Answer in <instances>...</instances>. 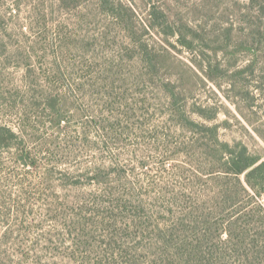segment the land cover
Segmentation results:
<instances>
[{
    "label": "trees",
    "instance_id": "trees-1",
    "mask_svg": "<svg viewBox=\"0 0 264 264\" xmlns=\"http://www.w3.org/2000/svg\"><path fill=\"white\" fill-rule=\"evenodd\" d=\"M240 14L248 24L242 39L233 26L219 31L155 8L145 19L109 14L120 27L114 34L73 35L38 14L22 27L25 41L17 47L0 32V157L11 152L38 168L29 143L44 137H36L39 130L81 138L83 172L69 169L64 178L74 194L60 199L55 228L36 234V246L44 240L46 251L55 249L52 264H264V153L224 140L220 130L230 123L218 116L227 111L194 95L199 86L216 94L215 85L250 124L237 99L253 114L260 95L264 108V0H249ZM151 31L168 45L151 46L144 38ZM170 37L192 54L191 64L176 57ZM10 68L26 72L10 81ZM39 110L49 117L43 124ZM254 131L264 140V129ZM127 139L148 143L143 157L160 154L163 166L150 174L152 160L132 157L137 146ZM48 165L47 174L57 172V163ZM139 167L148 169L145 178L128 176ZM35 264L45 263L39 256Z\"/></svg>",
    "mask_w": 264,
    "mask_h": 264
},
{
    "label": "rangeland",
    "instance_id": "rangeland-1",
    "mask_svg": "<svg viewBox=\"0 0 264 264\" xmlns=\"http://www.w3.org/2000/svg\"><path fill=\"white\" fill-rule=\"evenodd\" d=\"M248 1L70 0L67 3L65 0H0V32L10 44L17 47L25 41V37L21 34L22 27L26 31V24L30 22V18L35 20L36 14H38L39 18L46 17L54 24L59 22L60 29L70 31L73 35L90 34L93 36L110 29L113 30L114 34L120 27L116 19H113L109 14H138L141 19H145L147 14H150L155 8L158 13L184 14L186 18L191 19V22L202 21L208 28H216L219 31L228 26H233L232 31L235 38L240 36L242 39L245 36L243 30L248 27V24L242 22L240 11L244 10V6ZM93 14H96V16H93ZM253 15L255 22H260V14ZM195 17L196 21H194ZM40 27L42 26L40 25ZM113 34L110 35L111 37L108 36L110 44H114ZM144 38L151 46L156 48H159L160 44L168 45L165 42L166 37L156 31L145 34ZM169 39L177 45V48L169 46L176 57L191 64L192 54L175 42L174 38L170 37ZM260 45L264 48V41ZM238 56L240 57V55ZM219 59L226 62L228 58L223 57L220 53ZM243 59L245 58H242L240 62H243ZM128 69L126 67L125 70L128 71ZM25 72L23 68H10L7 70V77L10 81L14 79L16 82L22 78ZM39 80L40 77L36 75V87L40 83ZM67 84L64 85L67 86ZM245 84H247L246 87L250 94L256 91L254 77H250ZM209 86L216 94L211 89L209 90V87L199 86L194 95L202 100L217 101L227 111V113L220 112L218 116L219 122L229 120L230 123V125L221 128V137L231 142L241 140L251 150L264 153V140L254 131V127L264 129V108L260 106L262 96L256 93L259 96L255 99L256 103L252 107L255 110L253 114L246 107L248 101L237 99L244 112L252 119V124H250L238 112L236 105L220 89L213 84H209ZM223 87L227 90L228 83L224 81ZM76 97L78 100L74 97V102H81L80 92L76 94ZM71 101L72 99L67 100L69 104ZM36 114L39 115L42 124L49 118L44 116L41 110ZM76 127L77 125H74L73 129L75 130ZM59 130L47 131L46 128H43L39 130V133H36V137H44L41 140H36V143L30 141L29 145L33 146L31 148L35 151L38 168L37 166H24L21 162L16 161V156L11 152L7 153L4 159L0 157V264H35L36 260H39V256L45 264H52L55 261V249L46 251L51 244L46 243L44 240H39L40 243L38 242V246H36V234L55 228L52 218L59 214L55 212V208L61 206L62 201L60 199L66 194L70 199V194H74L70 187L71 179L68 183L64 179L67 175H70L69 169L71 172H76V174H82L83 172L81 138L80 140L77 139L78 133L74 132L72 135L76 141L65 140ZM94 131L93 128L90 132ZM46 139H48V142L45 141ZM130 142L133 146H137L132 157L152 160L150 166L152 172H149L150 174H154L156 169L163 166L160 162L163 157L160 154L149 153L154 158L143 157V154L147 152L148 143L137 145L138 141L135 139H127L124 143L130 144ZM117 144H121L119 147L123 149L122 151L128 152L127 147L123 146L121 141ZM108 154V152L104 153L105 156H110ZM129 159V155H123L121 158L123 162H127ZM70 162H77L78 165L75 168L71 167ZM56 163L59 165V171L47 174L45 170L47 164H50L48 165L49 168L54 169ZM146 170L148 169L139 167L135 171H131L128 176L134 177L139 173V178L143 179L146 177L144 174ZM17 172L19 175H17ZM82 182L85 184L88 180L83 179ZM76 192L79 193L80 191L76 190ZM30 223L31 225H29ZM7 227L10 231L12 230V233L4 234ZM28 231L32 235H25V232ZM36 248L38 250L42 249L38 256H36Z\"/></svg>",
    "mask_w": 264,
    "mask_h": 264
}]
</instances>
